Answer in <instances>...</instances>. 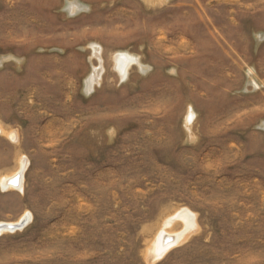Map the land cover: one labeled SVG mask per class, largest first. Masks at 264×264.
<instances>
[{
	"label": "rangeland",
	"instance_id": "rangeland-1",
	"mask_svg": "<svg viewBox=\"0 0 264 264\" xmlns=\"http://www.w3.org/2000/svg\"><path fill=\"white\" fill-rule=\"evenodd\" d=\"M0 128V264H264V0H0Z\"/></svg>",
	"mask_w": 264,
	"mask_h": 264
},
{
	"label": "bare ground",
	"instance_id": "bare-ground-1",
	"mask_svg": "<svg viewBox=\"0 0 264 264\" xmlns=\"http://www.w3.org/2000/svg\"><path fill=\"white\" fill-rule=\"evenodd\" d=\"M134 60V58L130 55H128L127 53H117L114 56V61L116 66L118 67V70L124 74L127 67L129 66V64ZM2 129L0 128V133H2ZM26 162L23 164L20 172L23 170L24 166H25ZM11 181H15L14 184L11 183ZM0 183L2 184V186L6 189H21V183L19 181V176L16 177V174H11L10 176H6L3 177L2 179H0ZM190 217H187L186 219H188ZM26 221V219L24 217L21 218V220L16 221V222H0V231L4 230L5 225H16L18 223H20L21 221ZM180 236V235H179ZM180 239L179 237H177V235H173L162 232L160 234V236L157 238V242H159V245L157 247H153L151 248V253H150V257H152V259H154L155 257H158L162 252H164L165 250H167V248H169L170 246L176 244L177 242H179Z\"/></svg>",
	"mask_w": 264,
	"mask_h": 264
},
{
	"label": "water",
	"instance_id": "water-1",
	"mask_svg": "<svg viewBox=\"0 0 264 264\" xmlns=\"http://www.w3.org/2000/svg\"><path fill=\"white\" fill-rule=\"evenodd\" d=\"M15 181H11L12 184H14ZM26 223V221H21L20 223L16 224V225H5L4 229L5 230H15L17 228H21L22 226H24V224Z\"/></svg>",
	"mask_w": 264,
	"mask_h": 264
}]
</instances>
